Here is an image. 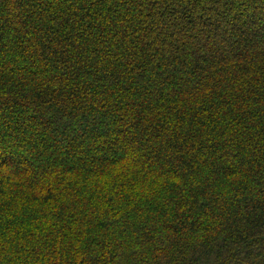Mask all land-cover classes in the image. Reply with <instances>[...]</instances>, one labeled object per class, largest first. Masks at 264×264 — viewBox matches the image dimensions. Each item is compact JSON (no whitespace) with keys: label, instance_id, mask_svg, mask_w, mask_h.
I'll return each mask as SVG.
<instances>
[{"label":"trees","instance_id":"1","mask_svg":"<svg viewBox=\"0 0 264 264\" xmlns=\"http://www.w3.org/2000/svg\"><path fill=\"white\" fill-rule=\"evenodd\" d=\"M0 264H264V0H0Z\"/></svg>","mask_w":264,"mask_h":264}]
</instances>
